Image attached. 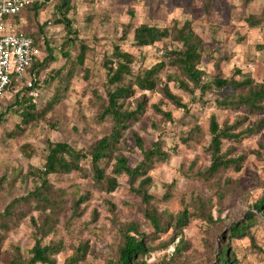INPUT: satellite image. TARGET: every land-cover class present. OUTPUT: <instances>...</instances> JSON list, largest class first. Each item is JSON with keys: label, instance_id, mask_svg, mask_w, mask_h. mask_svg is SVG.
<instances>
[{"label": "rangeland", "instance_id": "obj_1", "mask_svg": "<svg viewBox=\"0 0 264 264\" xmlns=\"http://www.w3.org/2000/svg\"><path fill=\"white\" fill-rule=\"evenodd\" d=\"M60 2L38 0L35 2L39 5L37 20H28L25 13L11 20V32L36 35L42 28L40 37L44 40L41 39L40 47L35 48L36 57L42 60L52 54L56 62L50 69H58L65 63L59 49L66 41V32L62 25L55 24ZM72 4L74 10L68 19L73 21V28L89 47V52L54 111L45 121L21 125V118L10 108L15 107L17 97H26L41 109L57 88L55 82L46 83V72L37 76L32 90L35 95L25 87H12L0 99V212H4L13 200L25 197L33 190L34 182L26 176L30 168L43 167L47 142H64L86 151L109 134L110 124L96 126L91 120L95 114L93 92L101 95L105 92L102 67L105 56L113 45H121L125 51L138 57L139 68L155 64L163 49L162 44L143 49L134 47L132 32L127 40H121L127 28L134 29L144 24L167 28L174 23L182 26L191 22L210 50V57L204 58L201 65L206 79L216 76H235L238 79L237 71H240L255 82L264 84V24L251 28L247 23L248 17L262 14L264 0H254L248 7H244L242 0H212V12L208 18L202 0H73ZM75 55L76 51H72L71 56ZM169 87L190 106V114L186 116L166 103L164 109L172 113L173 122H163L149 109L145 117L133 126L147 149L161 141L170 153L164 164L156 165L149 173L152 178L149 193L155 197L152 210L158 215L175 216L192 196L198 195L212 202L216 224L210 226L204 221L194 220L173 244L165 248L174 235L173 230L169 228L166 232L156 233L146 216L149 209L132 192L126 176L119 179L115 192L107 194L94 188L89 179L77 173L56 175L51 177V182L67 193L68 201L57 216L53 232L42 242L45 247L56 246L59 250L58 253H50L54 264H116L121 242L118 227L130 224L138 225L147 237L153 236L151 245L154 250L146 257L147 264H163L173 259L179 264H213L216 256L222 253L224 234L232 225L243 223L255 211L256 204L263 200L264 128L258 135L233 144L232 158L247 155L241 171H227L215 179L203 180L198 173L210 165L207 151L210 116L215 115L221 126L225 123L232 126L245 115L217 107L215 100L228 91L200 99L199 93L192 97L183 94L173 83ZM146 94L150 106L162 101L158 93ZM261 119H264V113L250 116L235 133L254 127ZM196 124L201 130L198 142H184ZM127 144L133 147V153L126 155L130 167L134 168L142 155L131 138L127 139ZM25 145L30 147L27 151ZM170 146L176 147V152L170 151ZM86 196L88 198L80 204L81 214L77 215L73 200ZM14 211L17 220L8 230L0 229V236L4 237L0 264H13L18 255L23 260L33 256L31 251L37 237L34 221L39 222V213L32 210L24 216L18 209ZM256 215L263 221L251 227L248 236L230 240L239 264H264V206ZM82 247H87L85 254L80 251ZM77 254L81 259L77 260Z\"/></svg>", "mask_w": 264, "mask_h": 264}, {"label": "trees", "instance_id": "obj_2", "mask_svg": "<svg viewBox=\"0 0 264 264\" xmlns=\"http://www.w3.org/2000/svg\"><path fill=\"white\" fill-rule=\"evenodd\" d=\"M72 1L61 0L55 13L57 18L55 24L62 25L66 32V41L59 49L65 59L64 65L58 69H50L51 64L56 62V58L49 54L42 60L35 56L31 68V72L37 76L46 72V83L50 85L55 82L57 88L53 97L41 109L30 98L17 97L14 106L18 109H14L13 106L10 108L13 114L21 118V125L45 121L46 117L54 111L62 94L68 90L77 68L85 62L89 47L79 39L78 32L73 28V21L68 19L70 12L74 10ZM202 1L208 18L212 12V0ZM253 1L242 0V3L244 7H248ZM38 8L39 5L35 3L28 6L22 13H25V17L30 21L37 20ZM247 23L251 28L264 24V10L258 17L254 15L248 17ZM131 32L133 46L138 49L162 44L161 57L151 66L137 68L138 57L125 51L118 44L113 45L109 54L105 56L102 66L105 72V92L104 95L97 91L93 92L95 114L91 120L96 126L110 124L111 130L86 151L78 150L64 142H47L43 167L30 168L26 176L33 180V190L25 197L13 200L4 212H0V229L4 231L17 220L15 209L24 216L32 210L39 213V222L34 221L37 237L31 251L33 256L23 260L18 255L13 264H37L38 262L54 264L50 253H58L59 250L56 246L45 247L42 242L53 232L57 216L64 210L68 201L67 193L51 182V177L56 175L77 173L82 178L89 179L94 188L107 194L115 192L119 187V179L126 176L132 192L139 196L149 209L146 216L156 233L166 232L169 228L173 230L174 235L165 248L173 244L182 234L183 229L194 220L204 221L210 226L216 224L212 214V202L198 195L192 196L190 202L186 203L184 209L175 216L158 215L152 210L155 197L149 193L152 182L149 173L156 165L164 164L170 158V153L164 149L161 141L155 142L152 148L147 149L143 139L133 130V126L145 117L149 109L160 116L163 122H173L172 113L164 109L166 103L181 110L186 116L190 114V106L183 102L181 96L172 92L170 83H173L185 95L194 97L199 93L200 99L207 95H221L228 91L223 97L215 100L217 107L225 111L241 112L245 116L239 120L238 124L235 123L232 126L228 123L221 126L215 115L210 116V144L207 149L210 154V165L198 175L199 178L209 181L227 171L239 172L246 162L247 155L241 154L232 158L231 154L235 151L233 144H240L243 140L258 135L264 128V119H261L254 127H247L237 133L235 131H238L239 126L245 124L250 116H259L264 113V84L255 82L250 76L240 71H237L238 79L235 76L232 78L216 76L213 79H206L207 75L201 65L204 58L210 57V50L205 47L203 39L195 32L191 22H185L182 26L174 23L167 28L145 24L134 29L127 28L121 40H127ZM41 33L42 28L40 33L29 35L34 40L35 48H39L41 41L44 40L40 37ZM72 51H76L75 57L71 56ZM146 93H158L162 96V101L150 106V99ZM200 135L201 130L196 124L187 133L184 142H198ZM128 138L132 139L134 147L142 155L141 161L134 168L130 167L129 158L126 155L133 153V147L127 144ZM228 144L231 145L227 146ZM27 148L30 147L25 145V151ZM169 150L176 152V147L170 146ZM1 186L0 183V189ZM87 198L88 196L81 200H73L72 206L77 215L81 214L79 212L81 202ZM263 206L264 198L256 204L255 211L243 223L234 224L229 228L223 236L222 253L216 256L213 264H239L230 240L248 236L250 228L263 221L256 215L257 212L262 211ZM25 209L26 212H23ZM118 232L121 242L115 263L147 264L146 257L154 250L151 245L153 236L144 235L136 224L119 226ZM3 238L0 236V256ZM80 251L85 254L87 247H82ZM79 258L81 259L77 254V260ZM163 264L179 263L173 259Z\"/></svg>", "mask_w": 264, "mask_h": 264}, {"label": "built area", "instance_id": "obj_3", "mask_svg": "<svg viewBox=\"0 0 264 264\" xmlns=\"http://www.w3.org/2000/svg\"><path fill=\"white\" fill-rule=\"evenodd\" d=\"M36 1L0 0V99L12 87H25L35 95L37 75L31 72L35 43L27 34L11 32V20Z\"/></svg>", "mask_w": 264, "mask_h": 264}]
</instances>
